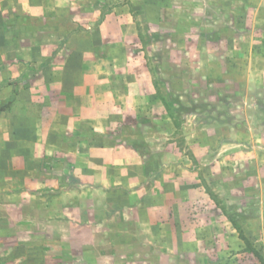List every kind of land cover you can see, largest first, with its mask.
<instances>
[{
  "label": "crops",
  "instance_id": "obj_1",
  "mask_svg": "<svg viewBox=\"0 0 264 264\" xmlns=\"http://www.w3.org/2000/svg\"><path fill=\"white\" fill-rule=\"evenodd\" d=\"M155 1L175 8L163 10L157 43L176 55L180 48L170 51L168 40L188 39L185 54L206 55L189 63L206 83L249 87L264 72L258 1L231 0L244 17L214 40L207 31L218 30V12L227 24L229 0ZM100 11L97 0H0V264H236L246 242L264 255V236H257L264 208L239 205L255 198L242 192L245 169L264 166L254 129L250 149L232 129L212 162L203 159L209 146L196 122L187 144L198 166L187 164L174 141L139 122L166 115L141 59L124 70L131 78L120 77L113 55L130 53L123 33L133 41L135 24L125 18L123 33L106 34L108 21L121 18L105 14L97 23ZM148 131L161 142L151 143ZM202 170L220 179L218 197L204 189ZM250 224L251 237H240Z\"/></svg>",
  "mask_w": 264,
  "mask_h": 264
},
{
  "label": "rangeland",
  "instance_id": "obj_2",
  "mask_svg": "<svg viewBox=\"0 0 264 264\" xmlns=\"http://www.w3.org/2000/svg\"><path fill=\"white\" fill-rule=\"evenodd\" d=\"M97 1H99V9L106 10V15L113 13L121 18V21L114 19L110 22L108 21L104 27V33H117L120 32V29L123 33L126 25L125 18L132 20V23L135 24L136 37L133 41L129 37L127 31H125L126 33H123V35L128 37L126 38V42L129 45L130 53L127 56L116 54L113 55V58L116 61L115 63L119 72H121L120 77L125 79L131 77H129L128 73H125L124 70H127V66L132 63L134 64L138 59H141L142 64L145 65V68L148 70L149 76L147 75V78H150L152 82V93L154 94L155 99L158 98L159 107H163V111H165L166 115L165 117L158 116L149 119L141 118L139 121L141 124L144 125V123L147 122L144 128H148V130H151L153 127L158 128L162 134L164 133L166 142L174 141L176 146L181 149L180 151H182L185 157L184 161H186L187 164H196V160L187 144V139L191 133H194L193 127H197L196 122L199 124L198 126L204 128L202 131H199V141L209 146V150L203 155V159H206V161L211 160L213 162L216 159L221 158L219 148L226 141L233 139L232 137L230 138L226 136L230 134V131L235 132L232 129L236 127L239 132V134L236 135L237 139H240L242 143L245 144V147L251 148L253 129V134L257 136L254 137L253 142L256 144L259 143V146L261 147L264 145V72L258 73L259 75L255 78L253 76L251 82L252 85L249 87L238 85L236 81L227 80H224L223 82L221 81L218 84L206 83L203 74L201 75L199 72L196 73L189 67V63L192 62H205L206 55L200 54L197 57H193L185 54L187 51L185 48L192 44L188 39L180 38V40H168L166 44L170 51L175 49V44L176 48H180L182 53L176 55L168 51L164 53L161 49L162 44L157 43V41L160 40L157 22L160 21L164 11L171 14V11L175 10L174 7L157 6L155 0L147 1L148 5L144 4V0L143 2L139 0ZM230 1L231 0L227 3L228 7L222 9L227 17V24H224L221 20L222 14L219 12L214 14L212 20L216 21L218 30L213 31L209 29L206 34L208 38L212 40L218 39V32L221 34L233 33L234 29L230 27L229 23L237 27L241 22L240 19L244 17L240 13L238 14V9H236V6L238 7V5L230 7ZM254 1H258L260 5L263 6L262 8H264V0ZM149 3L152 5L149 6ZM216 9L220 8L218 7ZM240 11H244L245 15L247 10L241 7ZM236 20L238 22L237 25H235ZM256 20L258 24L256 25V29L264 33V9L257 13ZM118 22H121V24ZM177 26H179V24H177ZM181 26L184 27V24H181ZM211 28L213 29V27ZM183 29H186L187 31L188 25ZM170 34H172V31ZM214 57H216L218 62L222 59V54L214 55ZM236 57L237 55L234 54L230 63L233 62L234 64V62H238ZM102 58L104 59L105 56H102ZM131 58L136 59L131 61ZM178 63L183 65L184 70L181 71L179 65L176 66ZM109 70L104 71L105 76L106 72H110ZM218 74L220 75V73ZM111 75L110 72V76ZM219 75H216L218 81H220ZM232 77H238L236 70L232 71ZM250 97H256L258 102L252 101ZM168 101L172 102L171 108H166V102ZM240 109L244 110V112H242L243 115L238 114ZM154 110H156V108ZM242 117H245V119ZM238 118H240V122L236 124L235 121ZM147 133L151 143L155 144L161 142V140L155 141L157 137L156 133L152 137L154 140L151 139L153 133H151V131H148ZM142 147L144 149L143 145ZM260 149L261 148L258 147L255 152L260 157H264V148L263 150ZM200 163H203V161L199 160V164ZM245 170L247 174L244 176L245 188L242 192L245 193V195L255 196V198H248L245 196L239 205L247 208L256 206L264 208V166H262L258 172L254 171V174L252 173V170L250 171L247 168ZM200 175L204 189L218 197L221 189L220 184H217V182H219L220 179L216 177V175L206 177L204 170L201 171ZM231 184L234 186L233 183ZM192 213H196L193 208ZM236 215L237 214L234 211H230L229 213V218L231 220L234 219V224L237 220ZM260 219L263 220V223L261 224L262 227L264 224V215L261 216L259 220ZM237 221L241 224L240 219ZM255 222L256 221L253 223L255 224ZM251 226H253V224H250L247 228L244 226L243 230L240 229V237L242 236L241 233H244L243 235H245V237H251L253 232L248 229ZM257 236H264V230H259ZM254 249H256L260 255L256 252H252L250 248L246 247L240 252L238 251L237 254H240L241 256H236L237 260H240L236 264H264V255L261 254L263 249L262 246L259 248L254 247ZM228 261L233 263V259H228Z\"/></svg>",
  "mask_w": 264,
  "mask_h": 264
},
{
  "label": "trees",
  "instance_id": "obj_3",
  "mask_svg": "<svg viewBox=\"0 0 264 264\" xmlns=\"http://www.w3.org/2000/svg\"><path fill=\"white\" fill-rule=\"evenodd\" d=\"M106 14V10H101L100 11V18H99V20L97 21V23H100L101 21H102V19H103V17H104V15ZM171 101H168V102H166V108L167 107H170L171 108ZM173 110V109H172ZM130 147L136 152V153H138V154H140V155H144V151H143V147H142V145H139V144H130ZM243 239H245V238H243ZM245 247L246 248H250L251 250H252V252H256V253H258L259 255H260V253L259 252H257L256 251V249H254V247L252 248V246H250L249 244H248V242H246L245 243Z\"/></svg>",
  "mask_w": 264,
  "mask_h": 264
}]
</instances>
